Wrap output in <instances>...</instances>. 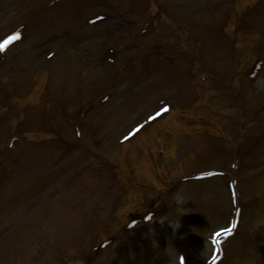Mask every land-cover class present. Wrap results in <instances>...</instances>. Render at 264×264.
Instances as JSON below:
<instances>
[{"label":"rangeland","instance_id":"374dc122","mask_svg":"<svg viewBox=\"0 0 264 264\" xmlns=\"http://www.w3.org/2000/svg\"><path fill=\"white\" fill-rule=\"evenodd\" d=\"M149 1L0 0V264H264V0Z\"/></svg>","mask_w":264,"mask_h":264},{"label":"snow or ice","instance_id":"6c2138e0","mask_svg":"<svg viewBox=\"0 0 264 264\" xmlns=\"http://www.w3.org/2000/svg\"><path fill=\"white\" fill-rule=\"evenodd\" d=\"M18 37V34H16V35H14V36H12V37H9V41H11L12 39H15V38H17ZM8 41H5V43H7ZM3 48V45L2 44H0V49H2ZM166 109H161V111H165ZM228 230L227 229H223V230H221V232H227ZM221 233H217L216 234V236L218 237L219 235H220Z\"/></svg>","mask_w":264,"mask_h":264},{"label":"clouds","instance_id":"9594fccd","mask_svg":"<svg viewBox=\"0 0 264 264\" xmlns=\"http://www.w3.org/2000/svg\"><path fill=\"white\" fill-rule=\"evenodd\" d=\"M174 199H175V202H176L177 206H179L183 202V198L179 194H176L174 196Z\"/></svg>","mask_w":264,"mask_h":264}]
</instances>
